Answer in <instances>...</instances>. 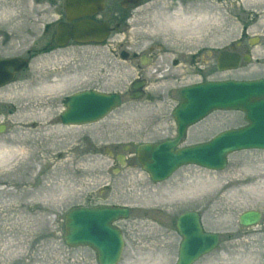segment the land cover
Segmentation results:
<instances>
[{"label": "rangeland", "instance_id": "1", "mask_svg": "<svg viewBox=\"0 0 264 264\" xmlns=\"http://www.w3.org/2000/svg\"><path fill=\"white\" fill-rule=\"evenodd\" d=\"M20 1L0 0V16H4L0 18V31L14 33L12 43L4 44L0 38V59L18 56L16 54L24 52L25 48L41 46L33 43H37L43 32L48 13H41V17L35 16L32 23H27L25 19H29L35 0H30L19 10ZM247 1L232 0L238 6ZM224 6H227L225 1ZM43 8L48 9L46 4ZM228 18L225 8L224 19ZM256 20L253 14L247 13L231 19L235 35L231 39L224 35L223 44L222 41L217 45L202 43L193 48V42L180 40L173 33L174 38L170 40L161 36L152 42L164 44L170 52L202 49L207 62L210 60L207 55L213 56L210 61L212 75H202L207 77H203L204 82L264 79V60H261L264 55H260L264 54V33L256 28ZM229 29L224 26L225 34ZM119 35L117 46L113 48L121 55V48L126 50V44H123L125 34ZM241 37L242 49L235 50L244 54L243 57L249 56L250 62H242L236 70L219 72L216 69L217 52L223 47L224 51H229L234 41ZM255 37L259 42L251 47L249 39ZM130 41L128 51H144L148 43L139 39L134 41L132 37ZM110 47H83L70 43L67 55L42 57L17 81L0 89V127L5 129L0 133V147L16 135L27 138L23 144L27 155L21 160L22 164L7 170L0 168V254L4 252L6 255L7 240L25 241L31 245L18 260L0 256V264H45L47 256L49 264L54 257L55 264H99L97 254L89 247L72 248L64 241L66 214L77 207L99 205L130 210L129 217L117 223L125 240L119 264H145L161 257L165 258L166 264H175L182 240L176 230V221L186 211H199L205 231L220 236L218 248L197 264H263L264 151L232 154L223 171L210 172L187 166L167 182H152L137 159L136 147L159 144L176 137L173 111L180 101L179 90L201 80L199 76L187 78L174 87L170 86L171 82L159 81L147 88L145 99L131 101L129 93L136 69L112 53ZM172 58L168 56L169 67ZM155 69L159 67L152 65L148 68L149 71ZM170 71L172 69L166 73ZM175 73L180 74V71ZM61 81L66 82L65 89L56 87L51 92L46 91L48 86ZM86 90L119 93L122 106L99 123L63 126L60 115L65 109V100ZM169 91L170 98H167ZM37 118L31 126L33 119ZM246 125L242 113L215 112L191 128L180 146L204 143L224 131ZM122 155L127 158L124 168L115 158ZM203 185L210 186L207 196L199 199L185 197L198 187L205 188ZM40 187L50 188L49 194L43 192L36 197L31 194L20 199L19 194L24 189L33 192ZM4 191L13 194H4ZM155 193H159L162 199L155 200L152 197ZM11 204L15 210H9L8 214L3 212V206ZM247 211L263 214L262 222L251 230L254 234L249 237L238 221L239 216ZM14 221L29 227L30 234L23 236L8 232Z\"/></svg>", "mask_w": 264, "mask_h": 264}, {"label": "water", "instance_id": "2", "mask_svg": "<svg viewBox=\"0 0 264 264\" xmlns=\"http://www.w3.org/2000/svg\"><path fill=\"white\" fill-rule=\"evenodd\" d=\"M137 3L139 0H129ZM92 0H67L69 21L89 12ZM109 33L108 27L84 21L73 26H59L56 41L74 40L80 43L102 42ZM258 39L251 40L254 46ZM245 62H250L246 57ZM241 57L221 53L218 59L220 71L239 68ZM146 65V63H143ZM21 59L0 61V88L12 83L17 73L26 68ZM12 69L13 72L9 70ZM144 82L132 86L131 100H142ZM121 106V97L116 93L84 91L70 96L66 110L61 115L65 126H82L100 122ZM215 111H236L245 114L248 125L241 129L223 132L205 144L178 148L188 129ZM177 125V137L162 144H141L136 155L143 170L153 182L168 180L177 170L194 165L210 171H222L228 156L239 151H264V79L256 81L208 82L186 87L180 91V103L173 112ZM4 128L0 129V133ZM123 166L124 163H122ZM129 211L118 207L77 208L66 218L65 242L70 247L87 246L96 251L99 264H118L124 248L121 231L114 225L126 219ZM261 213L248 211L240 215L239 223L244 228L257 226ZM177 232L182 237L176 264H195L200 258L213 252L219 244V236L205 233L200 216L187 212L177 221Z\"/></svg>", "mask_w": 264, "mask_h": 264}, {"label": "bare ground", "instance_id": "3", "mask_svg": "<svg viewBox=\"0 0 264 264\" xmlns=\"http://www.w3.org/2000/svg\"><path fill=\"white\" fill-rule=\"evenodd\" d=\"M224 1L227 3V6H224ZM20 2L21 3H19L17 7L19 10L23 9L26 4H28V2L30 3V0H21ZM126 4L135 5L136 3L126 2ZM225 8L226 13H229L228 19H224ZM35 9L36 7L32 8L29 18L30 16L32 17ZM246 13L253 14V17L257 19L256 28L262 30V33H264V0H249L245 3L240 4L239 6L236 2H232V0H149L145 6L138 7L136 10L131 12V18L133 21L130 24V30L128 34H130V37H132V40L134 41H136L137 39L141 40L143 43L148 41L147 45H149L153 40L158 39L157 37L161 38V36H164L165 39L170 40L174 38L173 35H171L172 33L180 40L187 39L193 42V48H195L196 46L198 47L202 43H211L212 45H217L222 41L223 44L224 35L230 36L228 39H231V37L235 35V30L233 29L234 24H232L230 20L236 17H242V15H245ZM224 26L230 27L226 34ZM2 31H0V38H2L1 42H5V40H7L9 41V43H12L14 33H9L6 31L1 33ZM116 40L118 41L119 38H117ZM239 40L240 38L238 40H235L234 43L241 42L243 44V42ZM9 47L12 48V46ZM202 48L204 47L202 46ZM109 49L112 53H115L113 51V46ZM199 50L202 51V49ZM115 55L118 54L115 53ZM65 86L66 82L63 83L61 81L54 86H48L46 88V91L51 92L52 90L56 89V87L60 90H63L65 89ZM33 120L34 121L31 126H34V123L37 122L38 118ZM26 140V137L22 135H16V137H14L12 141H9L8 143L5 142L1 145L0 168L2 170H7L12 166H18L22 164L21 160L27 155V152L23 147V144L26 142ZM60 171L61 170L59 169V174ZM203 186L205 188L201 189V187H198L194 190L193 193L187 194L185 197H193L195 199H199L201 198L200 196H207L210 186ZM49 189L50 188L40 187L37 189V191L33 192H29L24 189L19 194V196H21L20 199L22 200V198H25L31 194L32 197L41 195L43 194V192L45 193V195H48ZM202 191L204 193H202ZM6 193L9 195L13 194L11 193V191H4V194ZM13 196H15L14 198L17 200L16 195ZM152 197L155 198V200L162 199L159 193H155ZM56 202L57 201H55L54 203ZM14 204H11L9 206L4 205L3 212H6L7 214L8 212H11L9 210L14 209ZM20 206L21 205H19L18 208ZM28 228L29 227L14 221L13 224L8 228V232H17L18 235L25 236L30 234ZM28 247H31V245L25 241L17 240L14 242L11 240H7L5 248L7 253L6 255H4L3 252L2 254H0V256H2L3 258L6 256L10 260L15 261L26 254ZM40 247L41 246H39V248ZM48 259V256L44 259V261L46 262L45 264H49ZM36 262L39 263V260L37 259ZM55 263L56 259L54 257L51 261V264ZM145 264H166V262L165 258L161 257L159 259H152L150 261H147Z\"/></svg>", "mask_w": 264, "mask_h": 264}, {"label": "flooded vegetation", "instance_id": "4", "mask_svg": "<svg viewBox=\"0 0 264 264\" xmlns=\"http://www.w3.org/2000/svg\"><path fill=\"white\" fill-rule=\"evenodd\" d=\"M104 5L103 9L97 12L94 16L91 17H82L80 21L83 20H92L96 23H103L108 24L111 28L110 35L108 36L107 40L102 44V46L110 45L111 47L117 46V37H120L119 34H125V49L122 50L121 48V55H118L123 59L124 62L132 64L136 69V77L133 81H143L146 83V86L149 88L150 86L156 85L159 81L163 83L171 82L170 86H175L181 84L183 81H186L187 78L199 76L200 82H204L205 79L212 75V67L210 65V61L212 60L213 56L207 55L210 60L204 58V53L199 51H190V50H183V49H176L175 51H168L165 49L164 44H155L151 42L149 45L146 46L144 51H128L130 50V34L129 28L130 24L132 23L131 12L136 10L138 7L145 6L149 0H141L137 5L133 4H126V0H103ZM36 7L34 14L29 19H25L27 23L33 22V18L41 17V13H48V19L44 21V30L40 34L39 40L37 43L33 44H41V46H33L30 48H25V51L15 57H7V58H20L27 63V67L16 75L15 81H17L21 75L30 70V68L42 57H51L52 55H67L66 50L68 48L66 46H59L56 41V34H57V27L59 24H68V13L66 9V0H35L34 1ZM47 5V8H43L44 5ZM99 7V6H98ZM94 9V8H93ZM92 9V10H93ZM44 15V14H43ZM36 16V17H35ZM0 18H4V16H0ZM32 18V20H31ZM75 22H72L74 24ZM28 35H31L30 33ZM2 39V38H1ZM40 41V42H39ZM44 41V42H43ZM2 43H9V41L5 40ZM21 43H24L22 40ZM71 43V42H70ZM21 46V45H19ZM124 45H122L123 47ZM243 44L241 42L235 43L231 46L230 51L241 54L237 52L235 49L238 50L242 49ZM132 49V48H131ZM113 51L115 49L113 48ZM224 51V47L222 49ZM212 53V52H211ZM168 56H173L172 60H170V67L168 66ZM218 52H217V59H218ZM242 56V55H241ZM243 57V56H242ZM5 59V58H3ZM148 65H144L143 63ZM204 64L205 67H201ZM152 65H156L159 69H155L153 71H149L148 68ZM215 65V64H214ZM162 70V68H164ZM170 72L166 73L167 71L171 70ZM216 69L217 67V60H216ZM176 70L180 71V74L175 73ZM11 71V70H10ZM206 75V76H202ZM175 83V84H174ZM171 91H169L166 95L167 98H170ZM116 162L117 160V156ZM127 159V158H126ZM120 165V164H119ZM187 212V211H186ZM196 212L201 216L203 220V216L199 211H191ZM263 220V215H262ZM252 229H245L246 237L253 235L251 233ZM250 231V232H249ZM264 264V260L262 262Z\"/></svg>", "mask_w": 264, "mask_h": 264}]
</instances>
